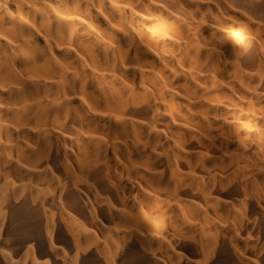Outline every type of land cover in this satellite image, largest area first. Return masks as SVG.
Wrapping results in <instances>:
<instances>
[{
    "label": "bare ground",
    "instance_id": "bare-ground-1",
    "mask_svg": "<svg viewBox=\"0 0 264 264\" xmlns=\"http://www.w3.org/2000/svg\"><path fill=\"white\" fill-rule=\"evenodd\" d=\"M0 264H264V0H0Z\"/></svg>",
    "mask_w": 264,
    "mask_h": 264
}]
</instances>
